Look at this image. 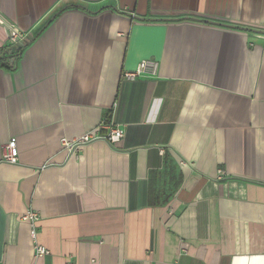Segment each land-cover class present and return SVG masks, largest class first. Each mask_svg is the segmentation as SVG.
I'll use <instances>...</instances> for the list:
<instances>
[{"label":"crops","instance_id":"0c3cea01","mask_svg":"<svg viewBox=\"0 0 264 264\" xmlns=\"http://www.w3.org/2000/svg\"><path fill=\"white\" fill-rule=\"evenodd\" d=\"M0 19V49L31 40L0 66V264H264V0H0ZM104 124L123 138L63 147Z\"/></svg>","mask_w":264,"mask_h":264},{"label":"built area","instance_id":"2783aa9c","mask_svg":"<svg viewBox=\"0 0 264 264\" xmlns=\"http://www.w3.org/2000/svg\"><path fill=\"white\" fill-rule=\"evenodd\" d=\"M0 23L4 24L6 22L4 21V19H0ZM9 36H10V40H12L13 42H15L16 40L26 41L27 39H29L28 35L25 32L14 27L10 29ZM157 68H158V63L155 60L152 59L143 60L139 64L136 70L126 71L124 73V77L127 80H135L139 77L148 74H155ZM103 127L107 129L106 134L87 132L86 134L75 140H68L67 138H63L62 145L66 150H68L70 154H73L78 152L79 149L83 147L85 144L92 142L94 140L104 139L107 142L114 144L124 136V130L117 125L104 124ZM2 159L3 161L8 163L18 162V148L15 141H10L8 144L4 146ZM23 219L29 223L31 236L33 239H36L37 224L40 220L38 213L30 210L27 212V214L24 215ZM35 248H36V258H41L49 253V250L40 244H37Z\"/></svg>","mask_w":264,"mask_h":264},{"label":"trees","instance_id":"16d2710c","mask_svg":"<svg viewBox=\"0 0 264 264\" xmlns=\"http://www.w3.org/2000/svg\"><path fill=\"white\" fill-rule=\"evenodd\" d=\"M22 50L23 48L16 51L15 53H12L11 48H9L8 46L0 49V66H8V64L10 63V59L18 57Z\"/></svg>","mask_w":264,"mask_h":264},{"label":"water","instance_id":"95a60500","mask_svg":"<svg viewBox=\"0 0 264 264\" xmlns=\"http://www.w3.org/2000/svg\"><path fill=\"white\" fill-rule=\"evenodd\" d=\"M30 41H31L30 39L29 40L27 39L26 41L16 40L15 41L16 44L11 47V52L15 53L16 51L21 50L23 47L27 46L30 43Z\"/></svg>","mask_w":264,"mask_h":264},{"label":"flooded vegetation","instance_id":"af4514ba","mask_svg":"<svg viewBox=\"0 0 264 264\" xmlns=\"http://www.w3.org/2000/svg\"><path fill=\"white\" fill-rule=\"evenodd\" d=\"M29 39H30V38H29ZM29 39H28V40H29Z\"/></svg>","mask_w":264,"mask_h":264}]
</instances>
